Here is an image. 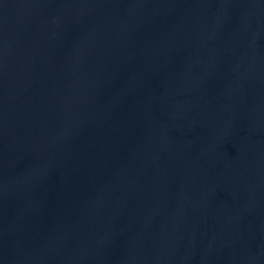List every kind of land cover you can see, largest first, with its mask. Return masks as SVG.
Instances as JSON below:
<instances>
[{
	"label": "water",
	"instance_id": "obj_1",
	"mask_svg": "<svg viewBox=\"0 0 264 264\" xmlns=\"http://www.w3.org/2000/svg\"><path fill=\"white\" fill-rule=\"evenodd\" d=\"M0 264H264V0H0Z\"/></svg>",
	"mask_w": 264,
	"mask_h": 264
}]
</instances>
